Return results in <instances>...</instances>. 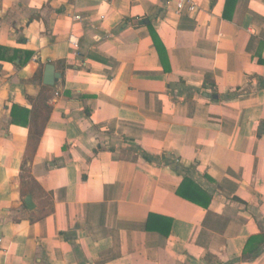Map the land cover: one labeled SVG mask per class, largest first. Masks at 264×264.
Masks as SVG:
<instances>
[{
  "label": "crops",
  "instance_id": "obj_1",
  "mask_svg": "<svg viewBox=\"0 0 264 264\" xmlns=\"http://www.w3.org/2000/svg\"><path fill=\"white\" fill-rule=\"evenodd\" d=\"M192 1L0 0V264H264V0Z\"/></svg>",
  "mask_w": 264,
  "mask_h": 264
},
{
  "label": "trees",
  "instance_id": "obj_2",
  "mask_svg": "<svg viewBox=\"0 0 264 264\" xmlns=\"http://www.w3.org/2000/svg\"><path fill=\"white\" fill-rule=\"evenodd\" d=\"M150 36L151 39L155 45V48L162 60V58L164 57V47L160 41V39L158 38L157 34L155 33V31L150 28ZM40 75H37V77H39ZM52 98V91L51 88L45 85H41V90L38 93V96L34 102V105L32 107V112H31V120H30V126H29V148L31 150V152L34 151L35 149V145L42 133L43 127L45 126V123L47 122L50 112H51V105H50V99ZM192 184L190 183L189 179L185 178L183 181V184ZM181 196L184 197V194H182L179 190L178 192ZM201 194H203L205 201H191L194 203H197V205H200L202 207H207L208 203H209V196H207L206 194L204 195V193L202 192ZM186 198V195H185ZM256 237H250L247 244L248 243H252L255 240Z\"/></svg>",
  "mask_w": 264,
  "mask_h": 264
},
{
  "label": "water",
  "instance_id": "obj_3",
  "mask_svg": "<svg viewBox=\"0 0 264 264\" xmlns=\"http://www.w3.org/2000/svg\"><path fill=\"white\" fill-rule=\"evenodd\" d=\"M61 77V74L59 72L55 71V68L52 64L47 63L44 67V75H43V83L45 85L52 86L59 78ZM25 203L28 207H32V200L30 196H27L25 198Z\"/></svg>",
  "mask_w": 264,
  "mask_h": 264
},
{
  "label": "built area",
  "instance_id": "obj_4",
  "mask_svg": "<svg viewBox=\"0 0 264 264\" xmlns=\"http://www.w3.org/2000/svg\"><path fill=\"white\" fill-rule=\"evenodd\" d=\"M187 7L189 11L195 8L192 0H176L175 12L180 13ZM75 18H79V15H76Z\"/></svg>",
  "mask_w": 264,
  "mask_h": 264
}]
</instances>
